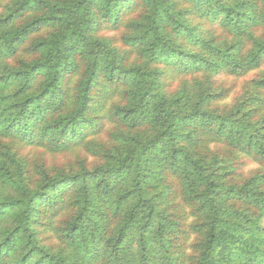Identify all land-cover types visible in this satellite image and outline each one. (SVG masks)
<instances>
[{"label": "trees", "instance_id": "16d2710c", "mask_svg": "<svg viewBox=\"0 0 264 264\" xmlns=\"http://www.w3.org/2000/svg\"><path fill=\"white\" fill-rule=\"evenodd\" d=\"M0 264H264V0H0Z\"/></svg>", "mask_w": 264, "mask_h": 264}]
</instances>
